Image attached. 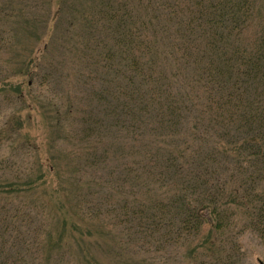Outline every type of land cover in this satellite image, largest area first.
<instances>
[{"label":"trees","instance_id":"16d2710c","mask_svg":"<svg viewBox=\"0 0 264 264\" xmlns=\"http://www.w3.org/2000/svg\"><path fill=\"white\" fill-rule=\"evenodd\" d=\"M22 1L39 8L40 0ZM6 2L0 0V55L14 43L7 36L14 10ZM63 7L49 12L52 27ZM78 14L76 57L88 66L92 85L98 77L102 84L82 119L87 148L76 166L88 186L79 208L104 223L100 228L112 231L119 248L100 259L93 241L75 234L80 226H67L81 248L78 259L246 264L242 234L264 248V0H94ZM32 57L24 77L45 68L46 81L52 70ZM45 155L44 173L53 169ZM42 185L0 182V264H65L62 251L47 257L59 243L49 229L9 199Z\"/></svg>","mask_w":264,"mask_h":264},{"label":"rangeland","instance_id":"374dc122","mask_svg":"<svg viewBox=\"0 0 264 264\" xmlns=\"http://www.w3.org/2000/svg\"><path fill=\"white\" fill-rule=\"evenodd\" d=\"M50 2L49 6L40 0L38 9L32 8L33 4L28 7L27 2L22 0H7L5 5V8L14 10L12 32L11 35L7 34L13 36L14 43L9 47L10 52L3 51L0 55V182L23 185L38 179L43 183L37 191L19 196L16 194L9 196V199L14 201V207L24 208L31 218L38 217L41 226L49 229L48 235L52 234V239L59 241L53 245L55 248L46 252L47 257L62 251L72 264L85 263L83 259H78L82 253L80 246L74 242L73 234L67 232V226H80L75 234L81 242V236L93 241L89 245L92 254L100 259H111L112 253L116 255L113 249H119L113 247L118 241L114 239L112 231L111 235L108 233V228H100L104 223L81 215L79 197H82L81 191L86 193L88 185L85 187L79 181L76 166L77 158L87 148L86 141L80 138L84 111L88 110L86 108L90 105L94 90L102 85L100 77L93 79L99 83L94 81L92 85L88 78L91 74L88 66L85 62L80 64L77 59L81 42L80 36L77 37L78 13L94 0ZM62 4L63 13L59 15L61 25L57 19V27H52L50 21L54 15L49 12ZM72 20L73 30L68 33L66 28ZM40 36L42 39L38 41ZM33 55L39 57L37 61L47 66L46 69L52 70L44 82L42 75L47 74L45 68L38 70L40 73L31 79L24 77L26 68L22 67L31 61ZM29 102L32 106L30 111L27 109ZM22 127L24 129L21 130ZM17 130H21L18 137L14 135ZM24 140L32 141L43 153L37 155L32 151V146H26V141L22 144ZM45 154L50 167L54 169L46 173L39 171L41 164L45 165L42 162L45 161ZM102 171L104 175L107 170ZM94 174L87 173L86 179L92 180ZM91 199L86 196L88 204L95 202ZM32 204L40 206L43 218L34 213L36 209ZM240 245L246 255V264H261L264 261V248L256 236L242 234ZM66 257L65 264H68L66 261L70 260Z\"/></svg>","mask_w":264,"mask_h":264}]
</instances>
